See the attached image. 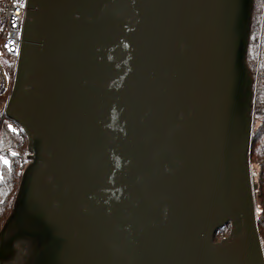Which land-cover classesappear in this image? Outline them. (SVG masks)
Masks as SVG:
<instances>
[{
    "label": "water",
    "instance_id": "water-1",
    "mask_svg": "<svg viewBox=\"0 0 264 264\" xmlns=\"http://www.w3.org/2000/svg\"><path fill=\"white\" fill-rule=\"evenodd\" d=\"M253 2L27 0L0 264H264Z\"/></svg>",
    "mask_w": 264,
    "mask_h": 264
},
{
    "label": "trees",
    "instance_id": "trees-1",
    "mask_svg": "<svg viewBox=\"0 0 264 264\" xmlns=\"http://www.w3.org/2000/svg\"><path fill=\"white\" fill-rule=\"evenodd\" d=\"M246 62L255 78L253 131L249 163L257 169L255 201L258 231L264 249V0H254ZM14 66H12V74ZM26 137L20 127L0 112V229L7 218L21 178L18 155L26 157ZM228 234V228L217 231L214 241Z\"/></svg>",
    "mask_w": 264,
    "mask_h": 264
},
{
    "label": "built area",
    "instance_id": "built-area-1",
    "mask_svg": "<svg viewBox=\"0 0 264 264\" xmlns=\"http://www.w3.org/2000/svg\"><path fill=\"white\" fill-rule=\"evenodd\" d=\"M26 4L27 0H0V57L2 55L10 57L14 71L22 43ZM13 78L14 73L10 81V76L0 61V112L2 113L11 93ZM27 155L28 153L26 157L18 155L22 165L21 171L29 162Z\"/></svg>",
    "mask_w": 264,
    "mask_h": 264
},
{
    "label": "rangeland",
    "instance_id": "rangeland-1",
    "mask_svg": "<svg viewBox=\"0 0 264 264\" xmlns=\"http://www.w3.org/2000/svg\"><path fill=\"white\" fill-rule=\"evenodd\" d=\"M0 61L1 64L3 65L6 73L10 76V81H12V60L10 59V57L6 56V55H2L0 57ZM250 171L252 174V178H253V182L255 183V178H256V174H257V169L255 166L250 165Z\"/></svg>",
    "mask_w": 264,
    "mask_h": 264
}]
</instances>
